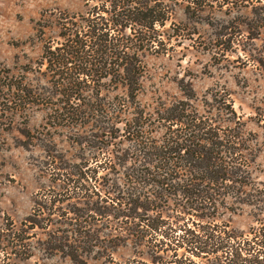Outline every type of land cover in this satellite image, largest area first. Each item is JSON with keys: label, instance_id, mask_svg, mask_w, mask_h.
Here are the masks:
<instances>
[{"label": "trees", "instance_id": "obj_1", "mask_svg": "<svg viewBox=\"0 0 264 264\" xmlns=\"http://www.w3.org/2000/svg\"><path fill=\"white\" fill-rule=\"evenodd\" d=\"M83 2L41 17L37 58L17 71L0 66V151L15 130V144L41 149L37 166L49 182L22 222L0 229L5 259L36 249L74 264H264V183L251 175L258 151L226 97L214 100L222 119L191 105L190 84L179 85L185 99L152 111L137 99L146 55L192 39L204 21L212 48L230 47L231 23L253 39L264 0ZM223 6H251V16L214 23L211 11ZM177 7L194 26L176 25ZM52 27L55 36L43 39ZM35 112L43 123L30 127ZM60 133L72 151L58 147ZM242 206L256 223L247 234L220 219ZM127 247L131 258L117 263L113 255Z\"/></svg>", "mask_w": 264, "mask_h": 264}, {"label": "rangeland", "instance_id": "obj_2", "mask_svg": "<svg viewBox=\"0 0 264 264\" xmlns=\"http://www.w3.org/2000/svg\"><path fill=\"white\" fill-rule=\"evenodd\" d=\"M83 3V0H0V66L17 71L21 65L37 58L43 43L37 32V22L41 17L57 10L80 11ZM250 7H235L231 11L228 9L232 8L227 6L216 8L211 11V20L215 23L238 17L236 21L241 22L251 16ZM173 20L181 27L194 26L193 22L187 24L181 7L176 8ZM204 22L196 25L199 33H195L192 39L173 41L172 49L166 53L145 56L146 71L137 99L152 111L160 103L185 99L179 85L190 84L195 92L191 105L199 113L216 118L221 116L222 119L224 111L214 100L215 97L217 100L226 97L227 104L234 111L230 116L240 120L242 130L254 138L251 140L249 137V144H254L258 152L251 175L256 182L264 183V25L254 27L252 32L258 34L250 39L251 33L246 25L240 23L238 31L231 28V23L228 30L234 31L233 42L224 50L210 47L207 39L212 38V28ZM45 32L43 39L55 36L56 29L46 28ZM121 92L119 88L112 93ZM42 123V113L35 112L28 124L33 127ZM63 135L55 134V142L59 148L72 151ZM4 136L6 144L0 151V229L5 228L6 222H22L31 211L34 194L49 183L37 166L41 149L38 146L26 149L15 144L13 138L18 136L15 130L11 134L4 133ZM251 211V207L242 206L236 212L226 211L220 219L247 234L251 227L256 226ZM3 248L0 246V264H74L59 255L47 257L36 249H32L33 255L27 259H5ZM131 256L129 247L119 249L113 255L117 263H124ZM192 259L200 261V258ZM89 264L112 263L98 259L89 260Z\"/></svg>", "mask_w": 264, "mask_h": 264}]
</instances>
